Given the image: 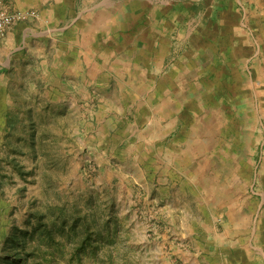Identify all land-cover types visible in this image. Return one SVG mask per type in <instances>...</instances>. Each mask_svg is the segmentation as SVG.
Masks as SVG:
<instances>
[{"label": "rangeland", "instance_id": "obj_1", "mask_svg": "<svg viewBox=\"0 0 264 264\" xmlns=\"http://www.w3.org/2000/svg\"><path fill=\"white\" fill-rule=\"evenodd\" d=\"M151 1L101 17L168 15L177 88L85 86L94 19L78 40L65 7L24 11L0 73V264H264V0Z\"/></svg>", "mask_w": 264, "mask_h": 264}, {"label": "crops", "instance_id": "obj_2", "mask_svg": "<svg viewBox=\"0 0 264 264\" xmlns=\"http://www.w3.org/2000/svg\"><path fill=\"white\" fill-rule=\"evenodd\" d=\"M2 1L11 11L30 10L33 2V4L37 5L36 7H41L39 4L41 1H44L45 6L47 7L45 10L39 12V19H43L45 15H48L47 13L49 11L52 13L54 12L53 10L65 7L67 10L65 15H67L69 11L72 16L75 14V18L72 21L74 29L72 33L73 35H76L78 40L80 34H82L81 31L85 28L84 26L89 25L91 19H94L88 29L90 31H92L93 28L97 29L92 34L94 39L99 40L97 48L94 47L93 44H85V46H82L77 40L78 46L75 44L72 50L73 54L76 56L75 66L76 72L79 75L78 77L85 80V86L87 87H92L95 84L98 85L99 82L102 84L107 79L111 85H118L116 76L110 73L118 70H124V77L129 81V85L134 83L137 84V86L142 87L150 85L157 87V81L161 78V80L166 79L167 81H171L170 83H166L167 86L177 88V82L179 80H182L183 82V74L178 78L175 72L176 69L174 67L173 69L171 68L173 64L172 60L174 61L172 55H174L175 49L171 40V34H169L171 29H173V26L166 19L169 17L168 15H156L155 18H153L154 21L151 18L149 24L152 26H150L145 32L141 30V24L135 21L132 26L128 27L126 26L125 21L119 23L120 26L117 28H115L117 24H113L112 26L115 29L112 30L111 26H107L108 20L101 17L104 14L103 12H106L108 3L111 0H101L98 4L91 6L89 9H85V6L87 5L86 0ZM79 4L82 5V10L80 12L78 10ZM151 4H155V6H168L173 3H160L157 0H153L151 1ZM25 7H29V9H26ZM160 17L163 20H160ZM97 19H99V22L95 21ZM169 20L170 22L172 21L171 18ZM159 21L162 22L157 25V22ZM153 22H156L154 26ZM210 23H212V21H210L209 24ZM21 26L23 25L19 24L13 28L4 39L0 40V73L3 70L7 71L11 64L13 57L12 54L15 51L13 46L21 40L24 41L26 39V34L19 36L16 33ZM188 36L189 32L186 34V37ZM84 39L85 37L82 38V40ZM136 79L137 82L135 83L134 81ZM2 80L3 79H0V83ZM182 86H184V83H182Z\"/></svg>", "mask_w": 264, "mask_h": 264}, {"label": "built area", "instance_id": "obj_3", "mask_svg": "<svg viewBox=\"0 0 264 264\" xmlns=\"http://www.w3.org/2000/svg\"><path fill=\"white\" fill-rule=\"evenodd\" d=\"M36 16L34 12L11 11L0 0V40L18 24L24 23Z\"/></svg>", "mask_w": 264, "mask_h": 264}, {"label": "trees", "instance_id": "obj_4", "mask_svg": "<svg viewBox=\"0 0 264 264\" xmlns=\"http://www.w3.org/2000/svg\"><path fill=\"white\" fill-rule=\"evenodd\" d=\"M47 235L49 238L51 237V234L49 232H47ZM14 245L16 248H18V246H19L18 242H14ZM21 261H23V259H21L18 251L15 249L13 258L6 260V262H4V263L5 264H13L16 262V264H18V263H21Z\"/></svg>", "mask_w": 264, "mask_h": 264}]
</instances>
